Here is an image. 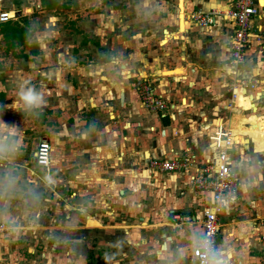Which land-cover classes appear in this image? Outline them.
<instances>
[{"label": "crops", "instance_id": "crops-1", "mask_svg": "<svg viewBox=\"0 0 264 264\" xmlns=\"http://www.w3.org/2000/svg\"><path fill=\"white\" fill-rule=\"evenodd\" d=\"M234 1L178 0L176 10L172 3L154 8L159 19L148 25L162 32L159 45L164 42L167 52L161 53L147 46L142 31L130 34L132 23L81 26L77 19L86 11L99 18L94 2L0 0V12H15L0 22V264H20L15 260L25 254L36 259L37 252L48 264L50 253L33 246L39 238L54 241V254L72 255L61 244L77 243V264H89L87 252L90 264H195L192 249L212 196L194 189L190 176L207 159L217 162L205 137L210 117L198 114L203 110L194 97L149 113L135 84L144 78L166 99L181 95L170 81H186L189 73L200 78L198 68L205 67L199 64L219 62L228 52L234 28L225 12ZM260 4L254 33L264 28V0ZM205 13L214 14L213 24L200 23ZM145 25L138 22L146 31ZM164 54L174 67L161 71ZM244 61L236 74L226 61L220 69L233 87L238 79L254 83L237 88L236 96L233 90L226 125L236 130L239 116L250 123L257 122L255 114L264 116V52L256 38ZM29 89L38 94L37 105L21 98ZM229 137L239 198L222 212L217 241L223 254L213 264H264V131L251 140ZM43 139L51 148L48 168L34 162ZM184 153L193 158L186 172L161 173L152 164ZM5 192L27 194L25 208Z\"/></svg>", "mask_w": 264, "mask_h": 264}, {"label": "rangeland", "instance_id": "rangeland-1", "mask_svg": "<svg viewBox=\"0 0 264 264\" xmlns=\"http://www.w3.org/2000/svg\"><path fill=\"white\" fill-rule=\"evenodd\" d=\"M94 2V6L91 5L93 8H97L98 13L100 14L99 18L96 19L95 17L91 18L90 16H93L95 14L94 11H92L91 13H89L88 11L82 13L83 14V18L81 19H77V21H79V23L81 24V26H91L92 24H115V25H121V24H133V31H130L131 35H139V33H141L142 31V35H145V43H147V46H151V50H157L161 53L167 52V49L165 46H161L162 44H164V42L159 45V41L160 39H163L162 37V32L159 29H156V31H150V26L148 25L149 23L154 24L155 21H157V19H159V16H157V11L154 8H159L160 9V5H162V8H165L169 3H172L173 6L172 8H174L175 10L178 8V0H77V7L80 5L81 3L84 5L86 2ZM182 2L180 1L179 4H181ZM89 8H92V7ZM100 8H102L100 10ZM88 9V8H87ZM89 14H88V13ZM164 12V11H163ZM87 13V14H86ZM156 13V15L154 14ZM162 13V12H161ZM86 14V15H85ZM103 14V15H102ZM164 14V13H163ZM15 16V12L13 14ZM12 15V16H13ZM11 16V17H12ZM164 16V15H162ZM79 18V16H77ZM83 20V21H82ZM132 21V22H130ZM138 22L140 24H146L145 26V30H142L140 28H138ZM163 28L165 27V25H162ZM86 29H88V27H85ZM117 28V27H115ZM140 31V32H138ZM111 36H116V31L113 32H109ZM136 38V37H134ZM139 39V36L136 38ZM140 40V39H139ZM143 39H141L142 41ZM228 52L226 51L223 55V57L220 58L219 62H213L210 64H199L201 67L203 66V68L205 67V70L207 69L209 72H214V73H209L211 74V76H209L208 74H206L205 70L201 71L198 67V70L200 71V78H194V75L192 74H188L185 77L186 81H190L191 84H187L186 81L183 82H176V81H170V88H174L175 89H181V95L179 94H175L173 95V93L171 94L170 97H167V99L161 94V93H157L153 83L150 84V88H152L154 90V92L157 95H160L165 107L167 108V110L163 109L164 112H167L171 107L172 104H179L181 105V99H184V103H186V100H190L191 98H195L193 102H197L200 104L201 107H205V109H202L200 107L201 110L203 111H198V114H208L206 116H208V118L210 119L208 124L210 125L209 127V135H205V137H207V141L208 143H210V146L213 147V143L212 140L210 139V136L213 134V132L216 130L217 125L219 124H226V122L228 120H230V117L233 115V110H229V108H233L234 107V103L232 102L233 100V90L234 87L232 85V80L229 81L228 77L226 78L224 76V73L222 70H220L222 67H224V62L226 61V64L228 63L230 66V56H231V48H232V36H231V40H230V45L228 46ZM189 49V48H187ZM186 50V48L184 49ZM187 51V50H186ZM163 60L160 62H158V64L160 65L157 69L159 70H165V69H172L174 66L170 63H168V59L169 56L165 55L162 58ZM189 61V68L192 65V62L190 60ZM245 63V61L243 62ZM154 65V64H153ZM152 65V67H153ZM218 67V69L216 70L215 68ZM194 68V66H193ZM164 75V74H163ZM166 77H168V75H165ZM178 77V76H177ZM193 77V78H192ZM213 77V78H212ZM240 77V76H239ZM187 78V79H186ZM241 78V77H240ZM237 81L238 84H242V82H244L241 88L238 86V88L243 89V88H248V81L247 80H242V79H238V80H234ZM176 82V83H175ZM194 82H197V87L194 86ZM200 85H199V84ZM228 84H229V88H228ZM250 87L252 88L253 85L252 83H249ZM193 88H197V89H193ZM210 88V89H209ZM207 91V92H205ZM243 91V90H242ZM138 96V95H137ZM139 97V96H138ZM141 98V97H140ZM142 99V98H141ZM188 100V101H189ZM183 103V102H182ZM141 104L143 105V107H145L149 113L155 112L157 113V109L152 107V106H148L147 104L144 103V101L142 100ZM233 104V106H232ZM162 111V112H163ZM160 113V111L158 112ZM187 113V112H186ZM247 113V112H245ZM255 114V113H254ZM255 116L257 117V122L256 123H250L247 121V116H239L242 117L241 118V130H236L235 128V124H233L232 126L230 125V130H229V136L233 137L235 136V138L237 139L239 136H243V135H247V137H249V139L251 140L252 138H255V135L257 133H259L260 131H264V116L255 114ZM246 118V120H244ZM212 130V131H211ZM252 142V141H251ZM248 145V144H247ZM249 148V146H248ZM232 150V149H231ZM231 150L228 151V153L231 154ZM214 152V151H213ZM229 154V155H230ZM157 160H165L163 159H157ZM155 168V167H154ZM158 169V168H156ZM161 173H168L165 171H162L160 169H158ZM176 172V171H175ZM193 187V186H192ZM264 187V186H263ZM5 197L6 195H8L7 197L9 199H14L15 201H19L21 202L22 205H24L23 208H25V204H26V200H23L24 198L27 197L26 195H23L22 197L20 196L15 197L14 195H12L10 192H5ZM39 195V194H37ZM29 204V203H27ZM22 208V209H23ZM36 210H40L39 207H37ZM180 223V222H179ZM8 229V228H7ZM7 229H3V230H7ZM57 240V239H54ZM54 241L50 240L48 244L43 243V239L39 238L36 239L35 241H33V246L36 243V247L38 251H43L44 252H49V258L48 264H64L62 263L63 261L66 260V262L68 261V257L72 256L74 261L70 262V263H65V264H77V243L74 245V243L72 242H67V243H63L61 244V246L65 249H72L73 253L72 255H68L65 254L64 252L58 253V254H54L52 250H50V246L52 245ZM66 242V241H65ZM41 246V247H38ZM48 248L47 250L45 249ZM62 254L63 258H60L59 255ZM37 255H39L38 258L36 259H30L29 254H25L24 257H20L19 259L15 260V263H20V264H43L42 260L43 257L40 255L39 252H37ZM34 257H36V254H34ZM100 257V256H99ZM66 258V259H65ZM71 258V257H70ZM102 258V256L100 257ZM86 262L87 263H92L93 260H91V254L90 252H87L86 255ZM94 259V258H93ZM47 261V262H48Z\"/></svg>", "mask_w": 264, "mask_h": 264}, {"label": "built area", "instance_id": "built-area-1", "mask_svg": "<svg viewBox=\"0 0 264 264\" xmlns=\"http://www.w3.org/2000/svg\"><path fill=\"white\" fill-rule=\"evenodd\" d=\"M260 0H235L232 7L225 15L233 23L232 48L230 56V71L236 74L239 64L245 60V52L253 38L259 40L264 52V28L258 29L257 33L253 31L252 20L260 13ZM11 18L8 12H0V22H7ZM203 26L213 24L214 14H200L198 16ZM244 82H242L243 84ZM234 86V92L238 86ZM136 92L148 106L156 108L162 112L165 104L160 95H157L150 84L144 78H138L135 84ZM236 96L237 93L235 92ZM141 100V101H142ZM230 128L226 124H219L216 130L210 136L216 150L217 162L214 164L207 159L199 170L190 176V182L194 189L201 192H208L212 196V203L209 208L204 210L202 223V232L192 249V256L195 264H213L222 254L217 237L221 229L222 212L232 207L239 198V176L232 169L231 158L228 153L233 141L229 137ZM51 148L47 140L39 142L35 150L34 162L37 166L48 168L50 165ZM191 155L182 154L165 160H154L153 166L165 171L174 172L186 170L191 161ZM176 220L183 221L180 215H175ZM188 218H186L187 220Z\"/></svg>", "mask_w": 264, "mask_h": 264}, {"label": "clouds", "instance_id": "clouds-1", "mask_svg": "<svg viewBox=\"0 0 264 264\" xmlns=\"http://www.w3.org/2000/svg\"><path fill=\"white\" fill-rule=\"evenodd\" d=\"M21 98L25 101L26 104L28 105H37L39 101L38 94L35 93L33 90L29 89L25 92L22 93Z\"/></svg>", "mask_w": 264, "mask_h": 264}, {"label": "trees", "instance_id": "trees-1", "mask_svg": "<svg viewBox=\"0 0 264 264\" xmlns=\"http://www.w3.org/2000/svg\"><path fill=\"white\" fill-rule=\"evenodd\" d=\"M11 34L14 35L16 39H20V36L18 35L19 32H17L16 30H11Z\"/></svg>", "mask_w": 264, "mask_h": 264}, {"label": "water", "instance_id": "water-1", "mask_svg": "<svg viewBox=\"0 0 264 264\" xmlns=\"http://www.w3.org/2000/svg\"><path fill=\"white\" fill-rule=\"evenodd\" d=\"M181 19H182V15L180 14V21H181Z\"/></svg>", "mask_w": 264, "mask_h": 264}]
</instances>
